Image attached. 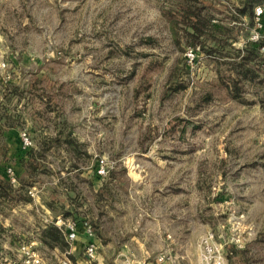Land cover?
Segmentation results:
<instances>
[{
  "label": "rangeland",
  "instance_id": "obj_1",
  "mask_svg": "<svg viewBox=\"0 0 264 264\" xmlns=\"http://www.w3.org/2000/svg\"><path fill=\"white\" fill-rule=\"evenodd\" d=\"M177 1L0 0V60L6 64L0 76L16 75L14 85L25 95L15 98L13 120L40 150L32 174L10 177L14 187L26 180L30 201L0 209V226L13 230L18 245L62 214L61 176L73 175L75 192L96 201L79 213L120 247L126 242L120 228L140 231V190L155 179L176 185L171 204L175 195L179 238L172 252L179 264H199L208 231L225 244L228 264H264V61L249 63L258 76L239 81L236 91L232 62L240 58L231 48L244 47L248 21L237 23L242 30L231 48L209 55L206 37L193 44L182 24L175 36L167 12ZM235 2L201 0L197 6L213 23L234 25L228 4ZM190 48L197 51L193 62L186 57ZM69 135L78 156L64 141ZM56 136L60 143L42 145ZM22 150V144L0 142V170L14 165ZM97 164L104 166L102 179L94 173ZM109 243L97 245L94 264H155L168 250L117 256ZM38 248L46 264H61L67 255ZM72 248L68 256L80 264Z\"/></svg>",
  "mask_w": 264,
  "mask_h": 264
},
{
  "label": "trees",
  "instance_id": "obj_2",
  "mask_svg": "<svg viewBox=\"0 0 264 264\" xmlns=\"http://www.w3.org/2000/svg\"><path fill=\"white\" fill-rule=\"evenodd\" d=\"M199 1L201 0H179L176 2L177 7H170L167 15L170 17V21L172 23L171 27L175 36L176 34H178V26L182 24L188 40L192 41L193 44H196L197 42H204V40H201V38L203 39V37H206L209 41H211L212 44H210V46H204V49H206L209 55L222 53V51H224L227 47L231 48L232 42L230 41L237 40V37L234 36V33L236 32V30H239V28L242 30V27H240L237 23L241 21L240 19L242 17L248 21V38L246 43L244 44V47L231 48L240 58L239 60L232 62V65H234V71H232L233 78H231V82L234 84L236 91H239V81L244 79L254 80V77L258 76L257 70L253 65H250L249 63H252L256 60L259 61V63H262L261 61H264V51H262V47L264 46V38L260 41L249 40L250 30L256 25L255 7L259 3L264 2V0H235L236 2L234 4L230 5L229 3V11L230 13H232L231 16L236 21V24L234 25L230 23H224L222 21L218 24L213 23V21H211V17L202 16L200 8L199 6H197L199 5ZM147 41L152 42L153 38H148ZM13 86L14 89L12 91L14 95L19 97V99L23 98L25 92L23 90H20L18 86ZM209 98L210 95L206 97V100H208ZM13 117V114H11V116H6V119L10 120V125H17L13 120ZM17 126L19 127V125ZM3 132L4 128L0 127V135ZM64 141L73 146V150L77 152L74 154L78 156L80 152L79 145L75 141V139L69 135L68 138H64ZM60 142L61 136H56L50 139L43 140L42 145H52ZM21 144L22 143H18V145ZM47 148H49V146ZM39 151L40 150L36 148L34 149L30 147L27 150H22V152H20L21 154H18L17 158H19V162L26 168V172H29V174H32V169L35 168L34 161L36 160H34V158H37L38 154H40ZM7 173L8 170H6V168L0 170V209H3L2 203H15L18 202V199H21L20 201H30V196L27 195V192L25 190L24 182H26V180H23L24 178L21 179L20 185L18 187H14L10 180L11 176H9L10 174ZM95 174L101 179L103 178L102 174L98 172V164L96 166ZM102 184L103 188L105 190H108V185L106 183ZM98 196L99 198H101L102 194H98ZM47 204L50 208L55 209L54 201L49 200ZM58 205L59 206L57 208L60 209V212L63 211V203ZM73 213H75L74 219L78 221L80 228L83 227L85 218L79 213L78 210H75V212L73 211ZM64 214L69 215L71 214V212L64 211ZM2 230H4V228L0 226V235L2 236L3 240L6 238L7 241H10V244L14 245L13 242L16 241V238L11 239L10 236L4 234ZM5 232H7V228ZM65 237L66 236H64L61 229L53 222L45 227H42L39 231L40 241L43 245L49 248L58 247L61 250H66L69 247V243ZM16 245H18V243ZM155 264H157L156 260Z\"/></svg>",
  "mask_w": 264,
  "mask_h": 264
},
{
  "label": "crops",
  "instance_id": "obj_3",
  "mask_svg": "<svg viewBox=\"0 0 264 264\" xmlns=\"http://www.w3.org/2000/svg\"><path fill=\"white\" fill-rule=\"evenodd\" d=\"M15 77L16 75H14V78L13 76L10 75L0 76V127L4 128V132L0 135V142L7 145H16L18 144L19 141L20 143H22L21 134L19 132L20 128L15 124L10 125L11 123L10 120L6 119V116H11V114L16 112L13 108V105L15 104L16 96L14 95L11 89L12 85H14L17 81ZM13 157L14 158H12V160L15 162L14 165L12 166L13 168L17 167V169H13V171L17 176L22 175L26 171V169L22 167L23 165L19 162V158H17L18 155H15ZM8 161H10V158L8 159ZM12 166L9 167L11 168ZM95 170L96 169H94V173ZM61 177H62V181L60 182V184L63 183L62 187L64 193L66 194V198L64 202H62L63 211H61L60 213H62L61 215H64L65 217L74 219L75 213H73V211L75 212V210L83 209V207L88 209L92 205H94L96 201L95 200L92 201L91 199H88L87 201L84 200L85 197L83 198L81 194H79L80 192H77L78 193V197H77V193L75 192V190L77 189L76 186L77 182L73 175L67 177L66 176L64 177L61 176ZM138 185H140V183H138ZM92 187H94L95 192H98L99 184L97 185L96 183H94ZM172 188H176V185L175 183L172 184L171 181L167 186H160V184L155 179L150 180L147 183L145 181V187L140 190V193H145V194H140V196H144L143 208L141 207V209H143L144 211V214L140 215L139 220L137 221L139 223L138 225L140 226L139 227L140 231L137 232V234L135 233L133 234V232L127 234L129 233L128 232L130 230L129 228L128 230H126L127 227L125 226L126 231L124 230V228H120L121 230L120 232L122 234V240L126 239V242L125 243L122 242L120 247L119 246L117 247L116 244L111 245V243H109L110 240H113V242H115V239L108 235L104 236L103 233L101 234L100 225H98L97 223L94 224V222H92L91 220L92 218H90L89 215L87 216L82 215L85 218L84 221H88L91 223L92 226H95L94 240L97 243L98 247L100 246L102 247V245H104L103 243H109L105 247H108L109 251L110 250L113 251L112 253L117 256L133 254V255H141V256L143 255L144 257H149L152 255V253L154 254L155 249L162 248V249H168L170 251L174 250V246H176L179 237L177 236L178 235L177 233H176L177 235L175 234L178 224V218L176 217L175 212H173L176 206L175 195L173 198L174 203L171 204L172 193H175V190H173ZM89 205L91 206L89 207ZM64 211L71 212V214L66 215L64 214ZM46 221L47 222L45 224H42L40 227H36V233L33 235V239L29 238L28 236L26 237H28L29 240L36 239L38 246L40 245V247L43 248L44 250L52 251V253H54L55 256L58 255L63 256L64 252L68 250L70 245L66 250H61L58 247L49 248L43 245L42 242L40 241L39 238L40 229L42 227L47 226L51 222L54 223L52 218L47 219ZM149 226H151L152 228H149ZM7 232L11 239L17 238L10 227L7 228ZM89 241L90 238L85 233L84 228L81 227L79 229L78 239L72 248L75 257L81 258V261L80 262L78 261L80 264H84V262L86 261L85 248ZM157 241L158 243L161 242V245L158 246L156 244ZM9 242L10 241H8V243ZM13 244L14 245L10 244V246L12 247L17 246L16 241H14ZM100 264H108V263H105V261L100 260Z\"/></svg>",
  "mask_w": 264,
  "mask_h": 264
},
{
  "label": "built area",
  "instance_id": "obj_4",
  "mask_svg": "<svg viewBox=\"0 0 264 264\" xmlns=\"http://www.w3.org/2000/svg\"><path fill=\"white\" fill-rule=\"evenodd\" d=\"M255 22L256 25L250 30L249 40L260 41L264 38V2L259 3L255 7ZM1 49V44H0ZM264 51V46L262 47ZM196 50L190 48L186 52V57L189 62H193L196 57ZM6 66L5 61L0 60V67ZM21 141L24 149H28L32 146L33 140L31 135L27 131L21 132ZM99 169L100 174L104 173V166ZM13 181H16V175L12 168L8 169ZM33 193V191H31ZM54 223L58 225L64 232L67 241L71 246H74L79 235V223L77 220L59 215L54 220ZM83 228L90 241L86 245L85 264H94L97 257V243L95 242V228L90 222L84 221ZM8 241L3 240L0 235V264H46L45 255L38 248L36 240L23 241L19 245L9 247ZM66 256L60 261L61 264H73L72 259L68 256L71 250H66ZM227 250L225 244L217 243L214 232L208 231L204 234L200 240V262L199 264H228ZM157 264H179L178 256L170 250L161 251L156 258Z\"/></svg>",
  "mask_w": 264,
  "mask_h": 264
}]
</instances>
